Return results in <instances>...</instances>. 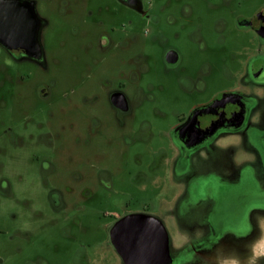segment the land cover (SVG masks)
<instances>
[{"label":"flooded vegetation","instance_id":"af4514ba","mask_svg":"<svg viewBox=\"0 0 264 264\" xmlns=\"http://www.w3.org/2000/svg\"><path fill=\"white\" fill-rule=\"evenodd\" d=\"M0 38V264H125L155 137L185 186L165 264H264V0H0Z\"/></svg>","mask_w":264,"mask_h":264},{"label":"rangeland","instance_id":"374dc122","mask_svg":"<svg viewBox=\"0 0 264 264\" xmlns=\"http://www.w3.org/2000/svg\"><path fill=\"white\" fill-rule=\"evenodd\" d=\"M47 37L49 42H52L53 35L48 33ZM155 139L157 138H153L151 143L140 149L142 163L137 165L138 171L135 175L137 184L136 190L131 195V203L137 208L148 205L152 214L163 218L168 223L174 245L178 246L179 243H182L184 236L181 234L182 228L176 225L175 219L171 217L170 213L177 208L185 186L172 176L173 150L168 147H159L155 143ZM6 163L11 169H17L18 156L16 152L10 150ZM16 190L19 193L22 191L21 195L29 200V204L24 205L25 210L34 208L37 204L43 205L42 200L31 191L24 192L26 189H22L18 184H16ZM98 206L95 204V207Z\"/></svg>","mask_w":264,"mask_h":264},{"label":"water","instance_id":"95a60500","mask_svg":"<svg viewBox=\"0 0 264 264\" xmlns=\"http://www.w3.org/2000/svg\"><path fill=\"white\" fill-rule=\"evenodd\" d=\"M3 4L10 5L11 3L4 1ZM9 39H14L16 42L19 40L17 37ZM34 40L37 41V36L34 37ZM0 41L5 42V39L0 38ZM116 230L122 234L117 247L125 264L166 263L170 235L164 223L157 216L138 213L123 219L117 225ZM150 240L152 241V245H145V242ZM149 247H152L153 254L157 253V249L160 250L159 260H149L143 256Z\"/></svg>","mask_w":264,"mask_h":264}]
</instances>
